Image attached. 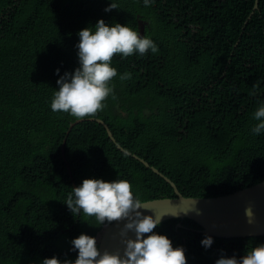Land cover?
<instances>
[{
	"label": "trees",
	"instance_id": "trees-1",
	"mask_svg": "<svg viewBox=\"0 0 264 264\" xmlns=\"http://www.w3.org/2000/svg\"><path fill=\"white\" fill-rule=\"evenodd\" d=\"M111 2L116 8L105 12L109 0H0V264L74 259L73 237L83 232L98 240L109 224L71 214L64 204L84 178L126 179L141 202L176 197L131 155L186 198L224 196L264 181V133L250 131L264 101V0L249 20L255 0ZM100 18L138 32L141 26L158 52L114 54L113 94L94 115L53 112L55 69L78 66L77 32ZM124 72L131 76L120 80ZM89 118L102 120L129 154ZM199 230L190 219L154 228L183 246L187 264H214L221 254L238 257L264 242L212 236L205 249Z\"/></svg>",
	"mask_w": 264,
	"mask_h": 264
},
{
	"label": "clouds",
	"instance_id": "clouds-1",
	"mask_svg": "<svg viewBox=\"0 0 264 264\" xmlns=\"http://www.w3.org/2000/svg\"><path fill=\"white\" fill-rule=\"evenodd\" d=\"M143 3L148 6L151 0H143ZM114 8L116 5L109 0L104 11ZM92 26L77 32L78 66L63 74H59V68L55 69L58 78L50 104L53 112H67L75 117L94 115L113 94L111 81L117 76L116 68L111 66L114 54L124 58L133 53L143 56L147 52H158L157 44L150 37L141 35L127 23L108 24L100 18ZM130 76L124 72L119 79L126 80ZM252 120L251 133H264V101L252 113ZM71 188L64 202L71 214L82 212L86 217H94L100 225L124 220L119 232L123 252L101 251L96 236L81 232L70 241V251L76 252L74 259H60L53 255L42 258L39 264H187L183 246L174 247L166 235L154 231L161 222V216L144 214L139 210L143 204L128 180L84 178ZM244 215L248 222L252 221L254 214L250 206L244 209ZM129 232L132 236L128 235ZM212 243L210 235L200 240L205 249ZM214 264H264V242L243 251L238 257L221 254Z\"/></svg>",
	"mask_w": 264,
	"mask_h": 264
},
{
	"label": "water",
	"instance_id": "water-1",
	"mask_svg": "<svg viewBox=\"0 0 264 264\" xmlns=\"http://www.w3.org/2000/svg\"><path fill=\"white\" fill-rule=\"evenodd\" d=\"M258 2L259 0H255L248 20L257 10ZM248 20L245 22V25ZM142 32V27L139 26V33L142 34ZM82 121L83 119H79L71 124L66 134L68 135L71 129ZM88 121H96L101 124L105 128L111 141L115 143L117 149L125 154H129L116 143L108 126L102 120L89 118ZM65 142L66 140L64 139L61 150L63 159L67 164L64 149ZM131 156L163 178L176 194L175 198L142 202L143 205L139 209L142 213L161 216L160 223L170 219H190L201 227V230H199L201 233L217 238L231 239L264 236V181L224 196L186 198L179 193L174 183L162 175L157 169L151 167L146 161L136 155ZM249 206L254 214L251 222H248V219L244 215V209ZM123 223L124 220L113 221L104 228L97 240L98 248L101 251L107 250L122 254L124 245L121 242L119 232ZM128 235L132 236V233L129 232Z\"/></svg>",
	"mask_w": 264,
	"mask_h": 264
}]
</instances>
